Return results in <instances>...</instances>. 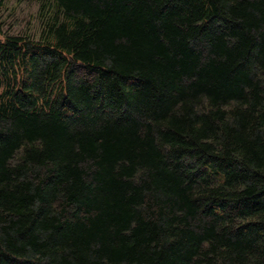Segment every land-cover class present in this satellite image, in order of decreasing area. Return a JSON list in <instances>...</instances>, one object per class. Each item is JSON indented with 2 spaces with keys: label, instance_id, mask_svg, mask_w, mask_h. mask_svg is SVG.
<instances>
[{
  "label": "trees",
  "instance_id": "16d2710c",
  "mask_svg": "<svg viewBox=\"0 0 264 264\" xmlns=\"http://www.w3.org/2000/svg\"><path fill=\"white\" fill-rule=\"evenodd\" d=\"M35 1L0 17V264H264V0Z\"/></svg>",
  "mask_w": 264,
  "mask_h": 264
},
{
  "label": "rangeland",
  "instance_id": "374dc122",
  "mask_svg": "<svg viewBox=\"0 0 264 264\" xmlns=\"http://www.w3.org/2000/svg\"><path fill=\"white\" fill-rule=\"evenodd\" d=\"M6 6L2 10L1 19L7 22L6 27L10 23H14L13 31H26L35 29V14L37 11V2L35 0H6Z\"/></svg>",
  "mask_w": 264,
  "mask_h": 264
}]
</instances>
